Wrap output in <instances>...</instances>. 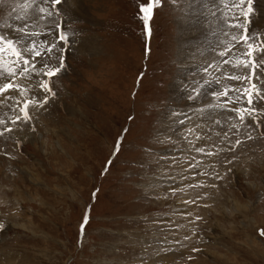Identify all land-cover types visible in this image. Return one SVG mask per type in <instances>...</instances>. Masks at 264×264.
<instances>
[{
  "label": "rangeland",
  "instance_id": "obj_1",
  "mask_svg": "<svg viewBox=\"0 0 264 264\" xmlns=\"http://www.w3.org/2000/svg\"><path fill=\"white\" fill-rule=\"evenodd\" d=\"M23 2H0V32L38 15ZM142 2L65 0L63 19H27L44 33L30 39L54 41L63 23L69 43L53 94L28 108V122L10 121L43 98L47 77L17 78L26 94L0 107L14 129L0 137V264H264V115L241 122L236 111L251 84L264 89V65L260 79H229L251 71L237 66L249 59L232 39L243 29L228 27L244 17L231 0H163L149 34ZM252 9L249 42L260 44L264 0Z\"/></svg>",
  "mask_w": 264,
  "mask_h": 264
},
{
  "label": "snow or ice",
  "instance_id": "obj_2",
  "mask_svg": "<svg viewBox=\"0 0 264 264\" xmlns=\"http://www.w3.org/2000/svg\"><path fill=\"white\" fill-rule=\"evenodd\" d=\"M0 2H3V0H0ZM64 2L65 0H24L20 7L31 9L33 12L38 13V15L28 17V14L26 13L24 17H17V19L25 20V23L14 27L12 29L13 34L11 35L0 32V107L11 106L16 92H19L20 96L26 94L27 90L24 84L18 82L17 78L30 80L33 75L47 77V80L37 81L40 90L44 93L43 98H32L23 101V106L19 109L22 115H18L14 120L10 121L14 126L19 120L26 123L31 119L28 112L30 106L43 107L44 104L48 103L49 95L53 94V78H58L66 67L63 56L64 49L61 47V44L67 45L69 43V33L64 31L65 25L63 23L57 24L55 30L48 33V35H57L58 33V37L54 41L48 42L45 40L43 42H38L35 39H30L31 37H38L44 33L28 30L27 19H32L34 23H38L40 20L45 19V17L51 18L59 16L63 19L64 14L59 8H57V5H62ZM172 2L175 3V0H172ZM231 4L233 7L240 9V15L244 17L245 24L241 25L237 22L229 24L228 27L243 29L239 38L234 35L232 39L236 40L238 43L243 41L247 45V52L245 55L249 58L248 62H242L237 66L250 69L251 71L249 74L243 76H230L229 79L249 80V82H251L253 77L260 79L257 73L260 69V65H264V57L257 60L255 56H260L261 53H264V42H261L260 44L249 42L250 40L254 41L257 38L249 32V25L252 23L251 16L253 14L252 0H238V2L237 0H231ZM41 5H51L53 11H50L48 7H43ZM162 5L163 0H144V2L138 5L139 12L143 14L140 19L143 22L145 31L149 34V20L152 18L154 7ZM245 5H247L246 11L244 10ZM227 51H230V49ZM219 55L223 57L226 55V52L221 51ZM9 56L14 59L9 61L7 59ZM37 57L41 58L39 61V68L36 63ZM224 63H227V61H224ZM204 70L207 71V68ZM205 83H207V81H205ZM227 91L228 90L217 92V98L220 96H227ZM242 95L247 97L248 107L243 110L236 109L240 121H244L246 114L252 119L253 123H259L261 115H264V108H259L256 105H258L261 100H264V89L257 88L256 84L253 83L251 84V88L245 89ZM237 99H239V97H237ZM15 103L19 105L21 101L15 100ZM232 103H235V101H232ZM221 107H226V105H221ZM0 125H5L3 130H0V137L8 139V137L5 136V133H11L14 129L7 127L4 120H0ZM248 138L252 139L251 136ZM236 143L239 144L240 141L237 140ZM119 146L120 140L118 138L113 154L119 150ZM198 151L203 152V149H198ZM208 155H212V153H208ZM108 163H111V161ZM229 163H231V161H229ZM105 170H107V168ZM93 195H95V193H93ZM89 222L90 216L86 210L80 224V230L82 233L85 231L86 225ZM5 227L6 224L0 222V230ZM259 234L264 236V230H261Z\"/></svg>",
  "mask_w": 264,
  "mask_h": 264
},
{
  "label": "bare ground",
  "instance_id": "obj_3",
  "mask_svg": "<svg viewBox=\"0 0 264 264\" xmlns=\"http://www.w3.org/2000/svg\"><path fill=\"white\" fill-rule=\"evenodd\" d=\"M74 2V1H73ZM254 4L255 5H257L256 4V2H254ZM259 4V3H258ZM260 5V4H259ZM200 13V12H199ZM212 14V13H211ZM213 15V14H212ZM184 14L180 17V25H179V27H180V29H182L183 31H185V29H187L188 28V25H186V24H184V25H181L182 24V22H183V20H184ZM234 18V17H233ZM188 19V18H187ZM211 19V18H210ZM187 23H188V21H186ZM197 30V29H196ZM183 34H185V33H183ZM218 35H221L220 33L218 34ZM186 36V35H185ZM187 37V36H186ZM217 38V37H216ZM191 39V38H190ZM213 39V38H212ZM215 39V38H214ZM217 40V39H216ZM219 40V39H218ZM203 41V40H202ZM201 41V42H202ZM205 41H207V40H205ZM221 42V41H220ZM82 46V45H81ZM188 46V45H187ZM187 48V47H186ZM202 50V49H201ZM206 55V54H205ZM208 55H209V53H208ZM219 75V74H218ZM220 76V75H219ZM218 76V77H219ZM177 80V79H176ZM212 80H213V78H212ZM215 80V79H214ZM217 80V79H216ZM173 86V85H172ZM175 86H173V88H174ZM181 88H182V86H181ZM179 90V89H178ZM173 91L175 92V90L173 89ZM179 92V91H178ZM200 103H201V101H200ZM196 107V106H195ZM196 109H198V108H196ZM202 110V109H201ZM199 113V112H198ZM198 116V115H197ZM202 120V119H201ZM194 123V122H193ZM202 123V122H201ZM199 124V123H198ZM214 125V124H213ZM195 128H196V132H198L199 131V128L197 127V125L196 126H194ZM183 131V130H182ZM6 259V258H5Z\"/></svg>",
  "mask_w": 264,
  "mask_h": 264
},
{
  "label": "crops",
  "instance_id": "obj_4",
  "mask_svg": "<svg viewBox=\"0 0 264 264\" xmlns=\"http://www.w3.org/2000/svg\"><path fill=\"white\" fill-rule=\"evenodd\" d=\"M11 254H12V253H9V254H7L6 256L12 258V255H11Z\"/></svg>",
  "mask_w": 264,
  "mask_h": 264
}]
</instances>
